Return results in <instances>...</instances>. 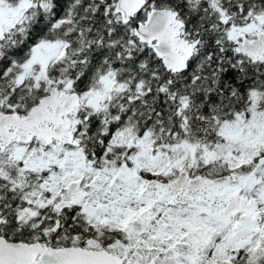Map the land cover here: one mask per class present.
Listing matches in <instances>:
<instances>
[{
    "label": "snow or ice",
    "instance_id": "snow-or-ice-1",
    "mask_svg": "<svg viewBox=\"0 0 264 264\" xmlns=\"http://www.w3.org/2000/svg\"><path fill=\"white\" fill-rule=\"evenodd\" d=\"M0 264H264V0H0Z\"/></svg>",
    "mask_w": 264,
    "mask_h": 264
}]
</instances>
